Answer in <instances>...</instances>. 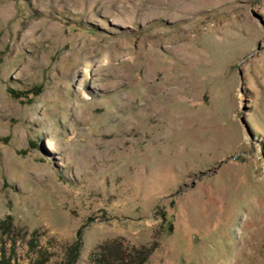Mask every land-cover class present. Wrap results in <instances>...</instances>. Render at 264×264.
<instances>
[{"label":"rangeland","instance_id":"obj_1","mask_svg":"<svg viewBox=\"0 0 264 264\" xmlns=\"http://www.w3.org/2000/svg\"><path fill=\"white\" fill-rule=\"evenodd\" d=\"M111 247L264 264V0H0V256Z\"/></svg>","mask_w":264,"mask_h":264},{"label":"trees","instance_id":"obj_2","mask_svg":"<svg viewBox=\"0 0 264 264\" xmlns=\"http://www.w3.org/2000/svg\"><path fill=\"white\" fill-rule=\"evenodd\" d=\"M112 249L109 250L107 254L100 253L96 256L95 260L96 262L103 261L104 264H112L113 262H108L109 259H115V261L123 263L124 259H126L127 264H142L144 263L146 259L147 250L145 251L144 248L135 249L132 248L131 250H128L126 253H121L119 249H115L114 247H111ZM73 261V259L70 260V263ZM38 262V261H37ZM36 262V263H37ZM41 262L37 263L40 264ZM0 264H11L8 260H5L3 257L0 256ZM125 264V262H124Z\"/></svg>","mask_w":264,"mask_h":264},{"label":"bare ground","instance_id":"obj_3","mask_svg":"<svg viewBox=\"0 0 264 264\" xmlns=\"http://www.w3.org/2000/svg\"><path fill=\"white\" fill-rule=\"evenodd\" d=\"M50 140V139H49Z\"/></svg>","mask_w":264,"mask_h":264}]
</instances>
